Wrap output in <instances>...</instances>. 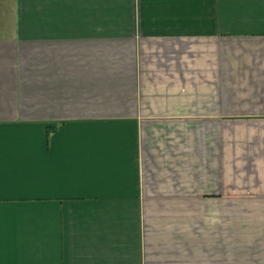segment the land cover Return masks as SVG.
<instances>
[{
  "label": "crops",
  "instance_id": "obj_1",
  "mask_svg": "<svg viewBox=\"0 0 264 264\" xmlns=\"http://www.w3.org/2000/svg\"><path fill=\"white\" fill-rule=\"evenodd\" d=\"M0 264H264V0H0Z\"/></svg>",
  "mask_w": 264,
  "mask_h": 264
}]
</instances>
